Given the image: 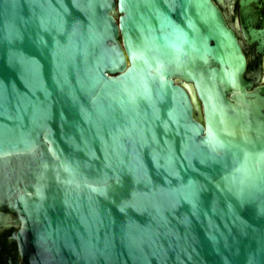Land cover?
Instances as JSON below:
<instances>
[{
  "label": "water",
  "instance_id": "water-1",
  "mask_svg": "<svg viewBox=\"0 0 264 264\" xmlns=\"http://www.w3.org/2000/svg\"><path fill=\"white\" fill-rule=\"evenodd\" d=\"M245 69L213 0H0V227L21 256L264 264Z\"/></svg>",
  "mask_w": 264,
  "mask_h": 264
},
{
  "label": "flooded vegetation",
  "instance_id": "flooded-vegetation-1",
  "mask_svg": "<svg viewBox=\"0 0 264 264\" xmlns=\"http://www.w3.org/2000/svg\"><path fill=\"white\" fill-rule=\"evenodd\" d=\"M225 16L246 58L244 79L252 88H264V0H213ZM3 213H6L5 211ZM15 219V216H12ZM12 222L0 227V264H29L20 252Z\"/></svg>",
  "mask_w": 264,
  "mask_h": 264
}]
</instances>
